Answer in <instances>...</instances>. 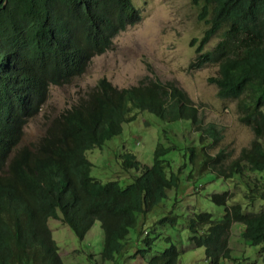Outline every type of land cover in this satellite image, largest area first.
I'll use <instances>...</instances> for the list:
<instances>
[{"label": "trees", "instance_id": "trees-1", "mask_svg": "<svg viewBox=\"0 0 264 264\" xmlns=\"http://www.w3.org/2000/svg\"><path fill=\"white\" fill-rule=\"evenodd\" d=\"M192 3L199 6L197 18L205 23L201 37L193 39L196 65H217V74L208 82L216 86L218 97L236 100L238 120L253 133L232 159L223 149L213 150L221 138L219 128L203 122L185 92L147 76L121 89L99 79L77 103L48 116L35 142L23 144V127L38 114L49 85L69 83L84 72L90 59L109 49L115 35L141 15L132 0H0V264H65L50 218H60L79 240L98 220L102 238L97 264H119L117 256L128 250V235L138 216L178 188L187 164L186 179L209 171L221 179H238L246 191L241 196L245 204L229 190L210 193L209 200L222 205V214L214 218L205 210L192 212L186 220L189 244L203 246L207 264L233 259L229 233L238 222L243 225L241 237L259 246L264 263V208L253 206L264 201V185L246 174L264 171V0ZM216 35L217 42L205 51L206 42ZM144 110L167 122L190 120L197 135L184 149L187 161L174 170L166 157L174 146L157 143L149 165H142L133 153L119 155L123 169L140 171L125 186L92 176L86 151L119 134L123 123ZM176 221V215L166 214L156 222ZM148 231L137 238L142 245L135 252L144 264H178L180 250L173 243L149 254L158 239L155 223L151 231L156 235L151 238Z\"/></svg>", "mask_w": 264, "mask_h": 264}, {"label": "rangeland", "instance_id": "rangeland-1", "mask_svg": "<svg viewBox=\"0 0 264 264\" xmlns=\"http://www.w3.org/2000/svg\"><path fill=\"white\" fill-rule=\"evenodd\" d=\"M132 2L140 11V20L119 31L110 48L93 56L81 76L67 85L50 87L42 110L24 127L23 144L35 142L44 132L47 117L55 116L70 107L99 77L105 76L115 86L125 87L136 85L145 76H149L163 83L170 82L185 92L197 105L203 122H211L219 128L221 138L213 150L223 149L227 153L226 158H235L241 147L249 144L253 133L238 120L236 100L218 97L216 86L208 82V77L217 74V65H196L198 59L194 49L197 41L193 39L200 38L205 28V23L197 18L199 6L193 4L192 0ZM217 39L216 35L208 40L204 50H210ZM191 62L193 63L190 65ZM121 126L119 134L106 140L100 147L86 151V157L92 164L91 175L103 182L117 180L122 185L129 183L131 176L140 171L123 169L119 155L130 152L142 165L151 164L157 143L174 146L166 157L176 170L184 159L187 161L183 156L184 149L192 136L195 138L197 135L192 133L188 119L167 122L148 111L137 113L135 120ZM187 174L188 164L180 174L178 188L169 190L167 197L159 205L145 215L138 216L136 227L131 228L128 235V250L117 256L119 264H144L141 256L135 254L136 248L142 245L137 240L145 236L146 230H149L151 238L154 237L156 233L151 231L154 223L158 239L153 240L150 255L173 243L181 251L178 264L207 263L204 248L189 244L186 220L192 212L204 210L211 212L214 218L220 217L223 207L211 202L209 194L229 190L235 200L241 202L245 187L236 178L221 179L209 171L189 179H186ZM246 174L251 180L257 179L260 186L264 185V171H247ZM253 206L254 209L264 208V201L257 200ZM244 208L249 206L244 205ZM170 211L177 216L176 223L162 225L156 222L166 214L171 215ZM48 225L65 264L99 262L102 232L98 220L93 223L83 240H79L60 218H50ZM242 227L238 222L232 223L228 243L233 259H222L220 264H264L259 246L250 245L241 237ZM166 236L169 237L167 241Z\"/></svg>", "mask_w": 264, "mask_h": 264}, {"label": "clouds", "instance_id": "clouds-1", "mask_svg": "<svg viewBox=\"0 0 264 264\" xmlns=\"http://www.w3.org/2000/svg\"><path fill=\"white\" fill-rule=\"evenodd\" d=\"M133 4H134V3H133ZM135 6H136V5H135ZM136 7H137V6H136ZM140 15H141V14H140ZM118 33H119V32H118ZM118 33H117V34H118ZM111 44H112V43H111ZM109 48H110V47H109ZM106 50H108V49H106ZM106 50H105V51H106ZM105 51H104V52H105ZM194 51H195V49H194ZM104 52H102V53H104ZM100 54H101V53H100ZM96 55H97V54H96ZM94 56H95V55H94ZM89 63H90V61H89ZM88 65H89V64H88ZM87 67H88V66H87ZM87 67H86V69H87ZM86 69H85V70H86ZM85 70H84V72H85ZM84 72H82V73H81L80 75H78V76H75L74 78L81 76ZM74 78H73V79H74ZM101 78H105L108 82H110V84H111L112 86H114V87H116V88H118V89L124 88V87H117V86H115L114 84L111 83V81H110L108 78H106L105 76H101V77H99V78L96 80L95 84H94L92 87H90V88L85 92L84 95H80V96L78 97V99H77L74 103H77L81 98H83V96H85V95L87 94V92H89V91H90V90H91V89L97 84L98 80L101 79ZM73 79H72V80H73ZM72 80H71L69 83H71ZM69 83H66V84H63V85H67V84H69ZM53 85H54V86H63V85L50 84L49 87H48V95H49V89H50V87L53 86ZM129 86H131V85H129ZM125 87H128V86H125ZM48 95H47V98H48ZM47 98H46L45 102L43 103V105L41 106L39 112L42 110L44 104H45L46 101H47ZM67 108H68V107H67ZM144 111H146V110H144ZM39 112H38V113H39ZM139 112H141V111H139ZM139 112H137V113H139ZM35 115H36V114H35ZM35 115H34V116H35ZM34 116H32V117H34ZM53 116H54V115H53ZM53 116H50V117H53ZM32 117H30V118L28 119V121H29ZM47 118H48V117H47ZM135 119H136V118H135ZM28 121H27V122H28ZM46 122H47V121H46ZM26 124H27V123H26ZM26 124H25V125H26ZM25 125H24V127H25ZM24 127H23V130H24ZM44 130H45V128H44ZM43 133H44V132H43ZM40 136H41V135H40ZM94 148H95V147H94ZM153 151H154V150H153ZM152 158H153V157H152ZM148 165H149V164H148ZM128 171H129V170H128ZM131 177H132V176H131ZM230 232H231V231H230ZM180 252H181V251H180Z\"/></svg>", "mask_w": 264, "mask_h": 264}, {"label": "bare ground", "instance_id": "bare-ground-1", "mask_svg": "<svg viewBox=\"0 0 264 264\" xmlns=\"http://www.w3.org/2000/svg\"><path fill=\"white\" fill-rule=\"evenodd\" d=\"M136 12H137V10H136ZM120 31H121V30H120ZM111 34H112V33H111ZM99 36H100V35H99ZM85 61H86V59H85ZM83 68H84V67H83ZM78 69H79V68H78ZM82 70H83V69H82ZM147 77H149V76H147ZM145 78H146V77H145ZM145 78H144V79H145ZM159 78H160V77H158V79H159ZM156 79H157V78H156ZM150 80H151V78H150ZM159 81H161V80H159ZM159 81H158V82H159ZM145 82H146V81H145ZM52 83H53V82H52ZM60 83H61V82H60ZM159 83H160V82H159ZM143 84H144V82H143ZM148 84H149V83H148ZM154 84H156V83H154ZM156 85H157V84H156ZM53 86H54V85H53ZM143 86H144V85H143ZM149 88H151V87H149ZM152 90H153V92H154L155 88H154V89L152 88ZM150 91H151V89H150ZM112 93H113V92H112ZM144 93H145V92H144ZM113 94H114V93H113ZM113 94H112V95H113ZM142 94H143V93H142ZM145 94H146V93H145ZM145 94H144V95H145ZM149 94H151V92H150ZM41 95H42V94H41ZM112 97H113V96H112ZM45 98H46V97H45ZM24 99H25V98H24ZM107 99H108V98H107ZM112 99H113V98H112ZM115 99H116V98H115ZM27 100H28V99H27ZM27 100H26V101H27ZM113 100H114V99H113ZM151 100H152V99H151ZM151 100L149 99L150 102H151ZM165 100H167V98H166ZM146 101L148 102V100H146ZM146 101H145V102H146ZM42 102H43V101H42ZM44 102H45V101H44ZM44 102H43V103H44ZM105 102H107V101H105ZM110 102H111V100H110ZM143 102H144V101H143ZM147 102H146V103H147ZM150 102H148V105H149ZM32 103H33V102H32ZM141 103H142V102H141ZM146 103H145V104H146ZM41 104H42V103H41ZM41 104H40V105H41ZM152 104H153V103H152ZM142 105H143V104H142ZM143 106H145V105H143ZM146 106H147V105H146ZM20 107H21V105H20ZM22 107H23V106H22ZM25 108H26V107H25ZM106 108H107V107H106ZM99 109H100V108H99ZM100 110H101V109H100ZM22 111H24V110H22ZM103 111H104V110H103ZM22 113H23V112H22ZM62 114H63V113H62ZM126 115H127V114H126ZM18 116H19V115H18ZM126 117H127V116H126ZM26 120H27V119H26ZM72 120H73V119H72ZM74 120H75V119H74ZM20 122H21V121H20ZM20 122H18L17 124L19 125ZM21 123H22V122H21ZM21 123H20V125H21ZM25 123H26V122H25ZM13 124H14V123H13ZM22 124H24V122H23ZM20 127H21V126H20ZM131 135H132V134H131ZM91 142H93V141H91ZM91 144H92V143H91ZM80 152H81V151H80ZM57 153H58V152H57ZM77 154H80V153H77ZM83 154H84V152H83ZM76 158H78V157H76ZM142 159H143V158H142ZM103 168H104V167H103ZM106 168H107V167H106ZM106 168H105V169H106ZM107 169H108V168H107ZM132 179H133V178H132ZM135 179H136V178H134V180H135ZM137 180H138V178H137ZM134 182H135V181H133L132 183H134ZM121 185H122V184H121ZM124 186H125V185H124ZM242 186H243V185H242ZM245 192H246V191H245ZM207 220H208V219H207ZM210 223H211V222H210ZM204 225H205V224H204ZM204 225H203V226H204ZM208 225H209V224H208ZM210 226H211V225H210ZM208 227H209V226H208ZM199 228H201V226H200ZM198 230H199V229H198ZM198 232H199V231H198ZM200 232H201V231H200ZM203 232H204V231H203ZM195 233H197V232H195ZM204 233L207 234V232H204ZM198 234H199V233H198ZM202 234H203V233H202ZM200 236H201V235H200ZM201 237H202V236H201ZM201 237H200V238H201ZM203 237H204V235H203ZM204 238H206V237H204ZM201 239H202V238H201ZM199 240H200V239H199ZM199 240H198V241H199ZM204 241H205V240H204ZM206 241H207V239H206ZM206 241H205V242H206ZM194 242H197V241L194 240ZM199 242H200V241H199ZM226 242H227V241H226ZM198 244H199V243H198ZM198 244H197V245H198ZM198 246H199V245H198ZM201 246H202V245H201ZM225 246H226V244H225ZM195 247H196V246H195ZM202 247H203V246H202ZM206 248H207L208 250H210L209 247L206 246ZM212 248H213V246H212ZM208 250H206V251H208ZM206 251H205V252H206ZM228 251H229V249H228ZM206 253H209V251L206 252ZM206 253H205V255H206ZM209 254H210V253H209ZM206 256H207V255H206ZM204 257H205V256H204ZM245 257H246V256H245ZM206 264H207V263H206ZM209 264H210V262H209Z\"/></svg>", "mask_w": 264, "mask_h": 264}]
</instances>
